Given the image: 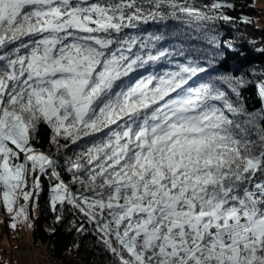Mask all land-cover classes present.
<instances>
[{
	"label": "snow or ice",
	"instance_id": "1",
	"mask_svg": "<svg viewBox=\"0 0 264 264\" xmlns=\"http://www.w3.org/2000/svg\"><path fill=\"white\" fill-rule=\"evenodd\" d=\"M237 6L0 0L10 226H33L46 178L54 224L111 264H264V66L221 59L244 56L221 31L250 22Z\"/></svg>",
	"mask_w": 264,
	"mask_h": 264
},
{
	"label": "trees",
	"instance_id": "2",
	"mask_svg": "<svg viewBox=\"0 0 264 264\" xmlns=\"http://www.w3.org/2000/svg\"><path fill=\"white\" fill-rule=\"evenodd\" d=\"M237 9L234 15L243 12L249 16L250 22L247 24H237L236 28L230 25L223 26L221 31L225 37H235L237 46L244 56L234 55L230 51L222 54V67L226 70L243 68L248 65L264 66V55L255 51L254 48L264 46V25L259 24L261 15L259 7L255 0H237ZM243 5V7H241ZM251 5V6H249ZM250 40H255V46L249 44ZM247 104L250 107H258L259 100L255 84H250L243 93ZM47 179L42 180L44 191L39 197L40 211L36 218L31 214L32 226V243L37 247L44 246L48 258L58 264H111L110 258L104 253L103 249L96 246L95 237L85 234L76 237L75 234L66 230V222L54 224L53 213L48 206ZM5 214V210L0 206V217ZM10 218V217H8ZM4 219H7L4 218ZM56 230L53 232L52 229ZM8 230L7 226L5 227ZM73 243H78L79 248L71 247ZM7 254V253H6ZM32 256V255H28ZM39 256L34 254L32 257ZM22 257V261L23 258ZM0 264H6L0 261ZM24 264V261H23Z\"/></svg>",
	"mask_w": 264,
	"mask_h": 264
},
{
	"label": "rangeland",
	"instance_id": "3",
	"mask_svg": "<svg viewBox=\"0 0 264 264\" xmlns=\"http://www.w3.org/2000/svg\"><path fill=\"white\" fill-rule=\"evenodd\" d=\"M256 5L260 9V17L258 23L264 25V0H255ZM40 206L39 199L37 202V207L34 212L30 209V220L31 214L36 218L39 214ZM7 219H4L6 218ZM10 215L5 211V214L0 217V261L6 264H16L17 251L24 249L26 246L33 245L32 243V227L29 226L27 221L17 220L16 227H11V219L8 218ZM8 230L6 231L5 227ZM35 253L39 256H28L25 255L23 258L24 264H48L47 259L48 254L44 246L36 247ZM7 253V254H6ZM54 264H58L54 262Z\"/></svg>",
	"mask_w": 264,
	"mask_h": 264
},
{
	"label": "built area",
	"instance_id": "4",
	"mask_svg": "<svg viewBox=\"0 0 264 264\" xmlns=\"http://www.w3.org/2000/svg\"><path fill=\"white\" fill-rule=\"evenodd\" d=\"M35 246L36 245H29L26 246L24 249L17 251L18 255H16V264H23L22 257L25 255H34L35 254ZM37 247V246H36ZM48 264H54L50 259H47Z\"/></svg>",
	"mask_w": 264,
	"mask_h": 264
}]
</instances>
